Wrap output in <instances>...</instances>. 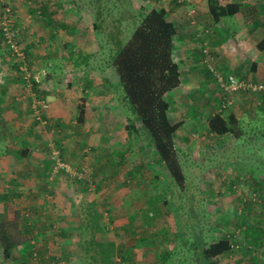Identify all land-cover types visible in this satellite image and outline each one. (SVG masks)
<instances>
[{
    "label": "rangeland",
    "instance_id": "obj_1",
    "mask_svg": "<svg viewBox=\"0 0 264 264\" xmlns=\"http://www.w3.org/2000/svg\"><path fill=\"white\" fill-rule=\"evenodd\" d=\"M63 1V7L74 5V15L61 27L62 33L57 37L55 32L59 28L50 21L52 26L47 27L45 44L43 42L41 45L48 53L64 52L68 57L78 56L79 50L91 51L93 55L87 59L86 65L81 64L77 69H69L68 61L79 62V58H53L54 66L51 69L55 71L57 67L55 73L59 75L50 79V66L32 59L24 43V34L28 31L26 18L16 11L13 0H8L12 11H15L13 17L19 34L18 46L27 58L25 63L28 69L35 73V79H32L36 86L24 85L20 79L22 71L19 70L18 57L0 34V88L4 84L2 80L7 79V82L13 81L15 84V89L8 88L5 94L10 99L9 111L17 120L12 127L17 136L12 139L13 147L17 151L26 141V146L31 149L29 156L17 152L16 157H12L15 167L29 164L31 171L26 172L27 176H23L15 167L9 173L4 172L0 163V219L10 216L11 206L29 209L33 214L40 213L35 201H43V197L42 189L37 187L49 182L55 193L49 195L48 199L50 209H54V220L58 223L55 222L56 229L68 230L71 235L67 241H62L56 235L57 231L49 227L43 213L40 215L43 232L40 236H48L51 247L52 243H56L61 248L59 263L52 261V248V252L46 256L49 258L46 264H88L90 259L79 245V231L70 225L81 223L78 219L81 216L75 214L74 208L77 207L79 211L93 208L92 203L102 214L109 230H113L112 236L118 248L115 264L119 262L118 255L132 245L134 264H198L201 258L197 260L196 250L200 252L203 248L200 243L218 239L221 231L243 240L244 244L237 246L219 264H264V238L261 245H256V236H253V233L264 232V148L260 146L256 154L257 150L251 147L247 137L236 140L231 134L224 137L222 142L216 139L217 145L212 147L204 135L208 118L218 111L225 98H229L233 105L238 98L250 100L258 95L250 92L226 94L211 72L222 100L217 104V101H213L208 106L206 92L198 83V79L204 75L203 68L208 71L209 66L216 69L210 62L208 46L205 45L207 58L202 59V64L188 60L189 64L186 65L181 52L176 53L183 85L181 82L180 87L169 94V118L173 123L183 122L175 136L186 177V187L181 189L167 171L156 164L154 147L150 145L147 134L140 131L141 124L126 104L122 86L111 69L113 57L140 24L147 9L156 6V0ZM190 2L188 0L184 4ZM30 3L34 4V1ZM190 10L189 17L195 21L197 11L194 8ZM30 15L27 17L29 20L41 16L39 11L37 15ZM238 19L239 15L225 18V21L233 22L232 28H214L211 34L214 42L221 44L223 40H230L233 31L237 32L239 27L242 29L244 26L238 25ZM241 19L243 21L244 17ZM197 37H201V34ZM85 39L87 46L79 43ZM41 45L36 43L32 46L41 50ZM73 52L76 54L73 55ZM62 61L67 62L68 66L64 67ZM225 70L220 71L237 76L232 68ZM239 78L256 84L264 83ZM70 81L72 83H68ZM43 99L49 107L40 112L38 106ZM83 100L89 110L85 123H79L78 105ZM240 111L238 113L245 118V111ZM250 111L246 113L247 116L251 114ZM224 115H228V111ZM18 116L23 120L21 124L17 123ZM130 121H134L138 133L128 134L126 125ZM240 125L246 134L249 133L244 119ZM0 126L5 128L6 123H0ZM1 127L0 131L4 130ZM21 129L26 132L22 133ZM0 140L5 147L3 139ZM12 159L9 157L5 162ZM40 166L45 170L39 169ZM36 168L41 172L37 173ZM63 170H66L65 173ZM40 173H46L48 177L44 178ZM8 178H11V182ZM252 180L259 181V185L256 186ZM248 184H252L253 189L247 188ZM257 187L262 189L258 190ZM22 189L23 195L16 197ZM6 193L11 195L12 203L4 200ZM229 199L232 207L228 204ZM60 207L65 208L61 215L55 212ZM68 220V224H64ZM228 222L231 223L228 225Z\"/></svg>",
    "mask_w": 264,
    "mask_h": 264
},
{
    "label": "trees",
    "instance_id": "obj_2",
    "mask_svg": "<svg viewBox=\"0 0 264 264\" xmlns=\"http://www.w3.org/2000/svg\"><path fill=\"white\" fill-rule=\"evenodd\" d=\"M243 5L238 1L210 0L209 14L214 22H219L224 18L239 14ZM96 28H98L97 25ZM176 36L177 25L168 19V12L164 8L151 7L144 14L140 24L133 30L127 42L113 57L111 69L116 75L119 85L122 86L126 104L135 114L136 121L141 124L140 131L147 134L150 145L154 147L157 155V163H155L160 164L167 171L176 186L184 189L186 177L175 140L183 122L173 123L169 118L171 110L169 94L179 88L182 82L181 68L174 57ZM18 66L15 65L17 70ZM34 85L36 86V84ZM33 90L36 91V89ZM78 110L77 121L85 123L87 110H89L85 100L78 105ZM227 120L220 113L211 116L208 119L209 131L216 136L227 133L238 136L241 131L238 130V127L236 128L237 122L234 119ZM133 122L130 121L126 125L129 135L139 131ZM65 171L63 170V173ZM39 175L44 178L48 177L46 173ZM50 185L49 182H44L42 187L36 186L37 189H42L43 201L38 199L35 201L40 213L33 214L29 209L23 210V208L11 206L10 216L0 219V264H12L17 261L20 264H46L48 261L46 256L52 252V248L54 251L52 261L59 263L58 255L61 248L56 246V243H52L51 247L50 238L40 236L43 233L41 232L42 220L40 218L42 213L49 222V227L54 232L57 231L58 223L54 220V209H50L48 199L49 195L55 194L54 188ZM259 188L257 187L258 190ZM23 193H18L16 197H21ZM3 198L8 202H13L8 193ZM92 204L93 208L88 207L85 209L86 211L74 208L75 214L81 216L78 218L81 223L70 225V227L79 231V245L83 248L86 257L90 259L88 264H115L118 248L117 242L112 236L113 230H109L102 214L96 209L95 203ZM63 211L65 208L60 207L55 212L61 215ZM46 213H48L47 216ZM68 222L69 220L64 221V224H68ZM58 230L56 235L62 241H67L71 233L62 228H58ZM263 238L264 232L259 231L257 238H254L255 244L261 245ZM213 240L201 242L203 248L200 252L196 250L197 256H195L197 260L199 257L201 258L202 264H219L225 256L234 252L237 246L244 244L243 240L237 239L233 235L221 236ZM133 247L134 245L120 253L118 255L119 262L116 264H134ZM201 262L199 261L198 264Z\"/></svg>",
    "mask_w": 264,
    "mask_h": 264
},
{
    "label": "crops",
    "instance_id": "obj_3",
    "mask_svg": "<svg viewBox=\"0 0 264 264\" xmlns=\"http://www.w3.org/2000/svg\"><path fill=\"white\" fill-rule=\"evenodd\" d=\"M27 1L28 3H26L25 0H13L12 4L16 11L20 12L21 16L26 18L27 20L25 24L27 25L28 31L24 34L23 39L24 43L26 42L27 49L29 50V52H31V58L41 60L42 62H45L46 66H50L48 77L50 79H55V76L59 75V73H55L57 71V67L55 68V71L51 69L54 66V61H52L53 58H55V60H58L57 58H59V60L79 58V60H81L79 62H77V60L75 62L68 61V63L70 64L69 69H71L72 67L74 69H77L81 64L86 65L87 59L91 58L93 55L91 51L81 52V50H79L77 51L78 56L76 55L68 57V55H65L64 52L54 53V51H51L48 53L47 51H45V46L43 47L41 45L43 42L45 44L46 39L44 38L46 37L47 27L52 26V23H50V21L55 23L54 26H57V29L59 28L55 32V36L57 37L58 35H61V27L65 26L67 21L69 20V17H72V15H74V5L71 4L69 6L66 5L65 7H63V0H33L34 4L30 3L31 0ZM191 1L192 2L187 4H179L173 0H156L157 4L155 8H164L168 12V19L177 25V36L174 41L175 60L177 59L176 53L180 51L183 55L182 57L186 58H183L186 65L189 64L187 62L188 60H192L193 62L199 61L200 64H202V59L207 58V56L204 54V51L206 49L205 47L208 46L210 50V62L216 67L217 70H225V68H229L230 70L232 68V72H235L238 77H245L254 81H264V0H249L246 1L247 3L243 0H228L238 1L244 4L241 12L237 14L240 16V20L238 19V25L244 27L242 29L239 27L237 32L233 31L232 36H230V40H223L221 44H217L216 42H214V39L211 37L213 29L217 27L232 28L234 25L232 24L233 22L230 20L225 21V18L219 22H214L209 14L210 0ZM191 8H194L197 11L195 21L190 19L189 17V12L193 10H190ZM38 11L41 14L40 17L37 15ZM244 11L245 14L243 15ZM31 13L36 14L37 18L29 20L27 17ZM25 14L27 16H25ZM241 17H244L243 21ZM29 18H31V15ZM211 30L212 32L210 33ZM204 32L207 33L204 34ZM199 33L201 34V37H197ZM36 43H39L41 45V50H39L40 48H34V46H32ZM79 43H83L85 46L88 45L87 39H85L84 42L80 41ZM229 52H231L233 55H231ZM246 53L248 54L245 55ZM75 54L76 53L73 52V55ZM66 63L67 62L62 63L64 64V67L68 66V64ZM203 72L204 75L203 77H200L198 79V83L206 92V103L208 106H210L213 104V101H217V104L220 100H222L221 91H219V89L217 88L218 86H216L217 83L215 78L211 74V70L209 69L208 71L206 68H203ZM6 80H2L4 84L0 88V123H6L5 128L0 126L1 129H4L0 131V139H3L2 141H4L5 143V147H3L0 140V163L3 171L9 173V170H13V168L15 167L12 157L15 158L17 152L22 156H29L31 149L26 146V141L25 143H22L23 146H20L19 150L17 151H15L13 147L12 139L17 136H15L12 127L13 122L17 120L14 119V115L9 111L10 99L7 98L5 94L8 91V88L9 90H14L15 84L13 81L7 82ZM68 83L72 82L70 81ZM220 108L221 106L219 107L218 111L213 113L211 116H214L216 113H220L223 118H225L226 120L228 119L227 121L234 119L238 124V130L241 132L238 136L233 133L216 136L209 131L207 120L208 128L206 131H204V135L207 139H209L208 142L211 143L210 146L215 147L213 145H217L215 142L216 139L222 142L224 137L231 134L236 140L247 137V139L250 141L249 143L252 144L251 147H255V150H257L256 154H258V152L260 151V146L264 148V95L251 97L250 100H248L247 98H238L237 102L235 101V103L230 108H227L224 111H220ZM249 108L252 112L249 110ZM227 111L228 115H224ZM238 111H245L244 115H246V117L242 118V115L239 114ZM249 111L251 112V114L247 116L246 113H248ZM17 119V123L21 124L23 121L21 116H18ZM243 119L249 127V133H247L248 135L245 133L246 131L242 130V126L240 125ZM21 132L23 133L26 131L21 129ZM18 136H21V138H19L23 141L22 134L19 133ZM14 142L16 143V141ZM9 157L12 159V161L5 162V159H8ZM15 168L17 169V171L22 173L23 176H27L26 172L31 171L29 169V164H18V166H16ZM33 169L35 170V167ZM39 169L45 170V168H42V166H40ZM39 169L36 168L37 173L41 172V170ZM8 181L11 182V178H8ZM252 182L256 186L259 185V181L257 180H252ZM251 186L252 184H248L247 188L253 189V187ZM259 190H261V187L259 188ZM23 192V189L20 190V193ZM261 192H263V190ZM228 201V204H231L230 207H232V201L230 199ZM230 223L231 222H228V225ZM223 229L225 230V228ZM219 234L220 235L217 236V238L221 236H231L229 233L224 231L219 232ZM253 236H256L257 238V234H253Z\"/></svg>",
    "mask_w": 264,
    "mask_h": 264
},
{
    "label": "built area",
    "instance_id": "obj_4",
    "mask_svg": "<svg viewBox=\"0 0 264 264\" xmlns=\"http://www.w3.org/2000/svg\"><path fill=\"white\" fill-rule=\"evenodd\" d=\"M178 3H185L188 0H176ZM0 32L2 34L3 40L13 54L18 57L19 69L22 71V81L25 86L31 87L34 83L35 73L30 71L27 67V58L19 49V34L16 28V20L13 17V11L8 0H0ZM26 59V60H25ZM208 62V61H206ZM210 63V62H209ZM209 69L215 76L219 86L226 94H232L237 92H250L254 95L264 94V83H253L252 81L242 80L239 77L231 73H224L213 67L209 66ZM43 71V70H42ZM43 73V72H42ZM43 76L45 75L42 74ZM34 77V79H32ZM32 79V80H31ZM35 102V101H34ZM232 105V101L229 98H225V101L221 105L220 111H224ZM46 100H40L38 109L40 112L46 111L48 108ZM58 167H63L58 165ZM257 197L256 194H254Z\"/></svg>",
    "mask_w": 264,
    "mask_h": 264
}]
</instances>
